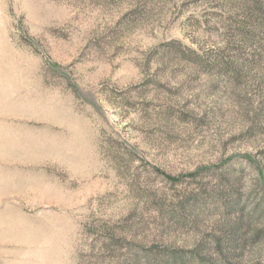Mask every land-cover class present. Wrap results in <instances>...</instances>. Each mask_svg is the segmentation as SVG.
<instances>
[{
    "label": "rangeland",
    "instance_id": "1",
    "mask_svg": "<svg viewBox=\"0 0 264 264\" xmlns=\"http://www.w3.org/2000/svg\"><path fill=\"white\" fill-rule=\"evenodd\" d=\"M0 264H264V0H0Z\"/></svg>",
    "mask_w": 264,
    "mask_h": 264
},
{
    "label": "trees",
    "instance_id": "2",
    "mask_svg": "<svg viewBox=\"0 0 264 264\" xmlns=\"http://www.w3.org/2000/svg\"><path fill=\"white\" fill-rule=\"evenodd\" d=\"M168 178V177H167ZM168 179H170V178H168ZM174 181V180H173ZM176 181V180H175ZM178 181V180H177Z\"/></svg>",
    "mask_w": 264,
    "mask_h": 264
}]
</instances>
